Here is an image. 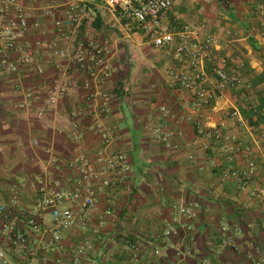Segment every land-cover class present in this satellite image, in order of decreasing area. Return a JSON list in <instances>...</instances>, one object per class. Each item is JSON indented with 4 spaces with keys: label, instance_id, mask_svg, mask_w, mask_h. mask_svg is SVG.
<instances>
[{
    "label": "crops",
    "instance_id": "0c3cea01",
    "mask_svg": "<svg viewBox=\"0 0 264 264\" xmlns=\"http://www.w3.org/2000/svg\"><path fill=\"white\" fill-rule=\"evenodd\" d=\"M14 1L30 24L25 46L42 74L0 72V204L9 208L15 198L27 208L45 190L72 187L77 176L68 160L79 154L93 163L97 129L104 127L112 148L127 157L128 171L97 195V206L88 212L92 228L105 210L110 214L102 218L99 238L80 264H251L264 248V27L257 1L170 0L166 14L170 28L203 26L197 38L212 34L224 72L239 77L240 88H214L211 115L213 124L225 121L235 144L197 133L193 114L183 109L188 94L168 82L167 71L176 66L171 52L152 48L133 24L126 33L119 12L97 0ZM70 5L81 10L73 41H95L108 50L109 77L95 89L81 87L85 74L71 64L44 54L55 42L62 46L53 19L64 20ZM207 75L212 87L210 67ZM55 83L65 96L47 106ZM26 90L32 98L24 97ZM94 92L109 96L105 118L87 113L84 100ZM160 108L170 118L161 120ZM232 109L238 118L228 116ZM73 122L78 140L71 139ZM158 122L174 134L167 146L152 141L149 129ZM248 160L255 168L245 176ZM228 169L238 178L223 176ZM194 203L198 209L190 220L177 213L179 206ZM186 224L189 232L182 230ZM167 227L177 231L169 242L162 236ZM80 235L76 227L70 229L65 243Z\"/></svg>",
    "mask_w": 264,
    "mask_h": 264
},
{
    "label": "built area",
    "instance_id": "2783aa9c",
    "mask_svg": "<svg viewBox=\"0 0 264 264\" xmlns=\"http://www.w3.org/2000/svg\"><path fill=\"white\" fill-rule=\"evenodd\" d=\"M97 1L105 9L119 12L128 25H135L152 48L171 52L176 66L167 71L168 82L188 94V103L183 109L193 114L197 133L208 135L215 141L235 144V138L226 132L225 121L218 120L213 124L212 102L215 90L236 88L241 82L238 77L224 72V60L215 54L214 38L205 37L201 41L197 38L204 27L184 24L178 30L169 29L166 14L172 7L170 0ZM256 1L260 26L264 27V0ZM80 19L81 10L72 5L66 10L64 20L54 18V34L62 46L56 47L55 42L44 54L53 61L65 60L75 71L85 74L81 87L91 90L109 77L106 63L108 50L105 45L95 41H73ZM37 26V23L32 24L34 28ZM29 27L25 13L14 0H0V72L12 77L20 70L42 74V70L34 64L32 52L25 46ZM209 67L215 80L212 87L207 75ZM50 92L47 106L53 105L57 98L65 96L64 89L56 83ZM24 97L32 98L31 91L26 90ZM84 101L87 113H95L101 118L109 114L108 95L94 92ZM24 106V102L19 104V108ZM159 113L161 120L170 118L164 108H160ZM228 116L232 119L238 118L237 111L232 109ZM76 127L73 122L72 140L80 139ZM149 132L153 142L166 146L174 135L164 123L159 122L152 125ZM97 133L99 145L94 152L93 163L79 154L67 162L68 169L77 176L72 187L56 191L45 190L27 208L19 206L15 198L10 200L9 208L0 204V264H80L81 258L92 251L93 241L99 238L98 230L102 218L110 212L105 210L98 217L94 228L89 225L88 212L97 206V195L105 188L122 181L128 171L127 157L112 148L110 130L98 127ZM254 168L253 162L248 160L244 175L253 174ZM223 176L238 178L239 174L228 169ZM197 209L198 205L194 203L190 206H179L177 213L185 220H190ZM75 227L81 234L79 240L65 243V233ZM182 230L189 232L190 226L186 224L182 226ZM261 230L264 232V223ZM176 233L175 229L167 227L162 231V236L169 242L170 237ZM251 264H264V248L257 251Z\"/></svg>",
    "mask_w": 264,
    "mask_h": 264
},
{
    "label": "rangeland",
    "instance_id": "374dc122",
    "mask_svg": "<svg viewBox=\"0 0 264 264\" xmlns=\"http://www.w3.org/2000/svg\"><path fill=\"white\" fill-rule=\"evenodd\" d=\"M249 5H251L250 0H249ZM251 9L253 10V11H252V10H251V11L255 14V17H256V11L254 10V7L251 8ZM125 23L127 24L126 21H125ZM183 25H184V24H183ZM126 26H127V31H126V33L130 34V33L133 31V30H132V26H133V25H132V24H129V25L127 24ZM181 26H182V25H175L174 27L170 28V23H168V27H169V29H172V30H174V31H175V30H178ZM211 35H212V34H211ZM211 35H210V37H211ZM122 37H123L122 35L119 36L120 39H122ZM211 38H213V37H211ZM214 41H215V40H214ZM221 59H223V58H221ZM234 76H237V75H234ZM237 77H238V76H237ZM238 78H239V77H238ZM240 86H241V83H240ZM240 86H239V88H240Z\"/></svg>",
    "mask_w": 264,
    "mask_h": 264
},
{
    "label": "trees",
    "instance_id": "16d2710c",
    "mask_svg": "<svg viewBox=\"0 0 264 264\" xmlns=\"http://www.w3.org/2000/svg\"><path fill=\"white\" fill-rule=\"evenodd\" d=\"M121 22H122V23H125V20L121 19Z\"/></svg>",
    "mask_w": 264,
    "mask_h": 264
}]
</instances>
